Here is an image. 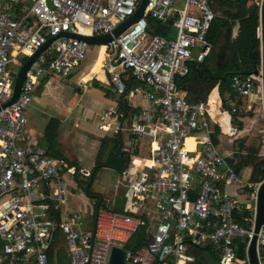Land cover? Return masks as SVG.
I'll use <instances>...</instances> for the list:
<instances>
[{"label":"built area","instance_id":"obj_1","mask_svg":"<svg viewBox=\"0 0 264 264\" xmlns=\"http://www.w3.org/2000/svg\"><path fill=\"white\" fill-rule=\"evenodd\" d=\"M251 1L259 10L260 30L264 0ZM140 3L0 0V264H109L114 247L125 249L124 264H194L192 249L205 246H211L217 264H250L249 241L246 259L237 256L235 243L250 240L252 231L236 221L235 213L254 210L255 218L260 183H245L227 160L233 153L223 154L211 136L215 125L228 137L240 133L233 116L252 111L254 98L263 102L262 76H233L236 94L226 97V109L223 99L219 104L230 119L227 131L213 118L209 99L187 97L177 82L213 51L208 37L216 16L212 0H149L143 17L105 45V71L134 110L112 107L101 114L98 127L150 138L145 165L129 182L125 211L99 209L94 225L83 226L84 214L67 205L68 178H86L91 171L51 156L27 133V109L40 79L68 76L86 59L90 43L62 34L112 33ZM151 18L172 21L177 33H149ZM49 38L54 39L29 66L17 100L3 107L14 94L11 72ZM137 94L148 101L146 107L132 105ZM189 137L194 149L187 147ZM230 187H251L248 202L242 205L227 191ZM142 227L150 234L147 244L128 249Z\"/></svg>","mask_w":264,"mask_h":264},{"label":"crops","instance_id":"obj_2","mask_svg":"<svg viewBox=\"0 0 264 264\" xmlns=\"http://www.w3.org/2000/svg\"><path fill=\"white\" fill-rule=\"evenodd\" d=\"M99 49L100 47L98 48V52ZM97 55L94 58V60L91 61V63H87L83 66H81L82 65L81 64L71 74H69L68 76H64L67 77L68 79H71L79 73L77 82L79 83L80 86L76 89L75 93L70 97V99L68 97H65L63 99L60 107L58 108L60 113L57 115L46 114L39 103L41 97L49 93L52 80L55 79L54 77L55 76H58V78H64V77L60 75L49 74V75H45L40 79L34 91V99H33V101H36L37 104H39V106L34 105L33 110L30 111V108L32 107V103H33L32 101L31 105L27 109L29 123L26 127L27 133L29 134L30 140L32 142L48 148L50 143H48V141L46 140L47 124L49 123V120L51 118L58 119L60 123L58 126L56 141L54 142L53 147H55L56 150L60 151L65 156L64 159H66L68 162H77L80 168H86L91 172H93V169L96 168L98 154L102 146L104 147L102 164H108V166L106 165L102 166L100 169H98L97 173L103 168L105 169L109 167L115 168L120 174L116 191L113 192L111 191L109 194L105 196L99 192L92 191L94 194L97 195V197H92L88 193V190L85 189H83L84 192L83 194L82 193L77 194L75 189L77 186H79L78 180H81L82 176L76 175L75 177L68 178L69 185H71V189L69 187L68 196H67V205L70 209L81 211L84 214L83 226L88 228L91 227L89 220L86 217L88 213L85 212V210L81 209L82 202L81 204L80 203L77 204L75 198L77 196L84 197L86 201L85 206L87 207L90 205L89 202V198H90L93 204L92 208L94 209L93 214H96V211L99 209H106V210L111 209L112 211H118V212L125 211L127 207L126 191L129 188V182L131 179H133L136 176V173L142 170V167L145 165L144 162L147 159L148 150H149V144H148L146 156L145 154H141L142 143L138 141V138L131 136V134H129L128 132H122L121 134L118 135L122 136V141L120 142L119 149L122 150L123 154H120L117 158H113L110 156V154L114 152V147L117 144L115 141L117 135L113 134L110 131L100 130L98 127L100 122L96 123V126H93V124L89 122H85L82 125L79 119L74 123V125H69L68 123H66L67 120L66 118H68V116L73 112L74 113L78 112L79 114H83L87 120H95L97 117L100 118L101 114L108 111L110 108L112 107L119 108V99L121 95L115 92L113 85L110 81V77L104 68V64L109 59L108 55L105 52L104 63H99L98 60L96 61ZM216 59L217 58L215 57V60ZM96 66L98 67L96 68ZM213 66L215 67L213 68L215 70L217 67L216 61H213ZM93 71L95 72L93 73ZM102 72H104L105 74H102ZM85 76H91V78L84 81L83 78ZM215 88L217 89V95L221 101L222 98L219 93L218 85L215 87H210L196 77L190 83V95L189 96L187 95L188 92L187 90L184 89L183 90L187 95V97L195 100L199 99L200 97H204L205 93L209 92V94L207 95V99H209V104H210V94ZM253 100H254L253 101L254 105L258 100L262 102L261 98L260 99L254 98ZM126 104L127 106H129V111H128L129 114L132 113L134 108L128 105V103ZM132 105H136L140 109L146 107L148 105V101L142 95L137 94L132 97ZM32 111L35 114H33ZM255 111L253 107L252 111H250L251 114L248 115L240 114L235 116L236 119L233 118L234 123L242 124V127H240L241 129L240 133L238 134V136H240V138H243L245 142L244 143L245 145L242 148L237 149L236 143L228 142L226 139L230 137L220 132V134L218 135V143L217 144H215L214 142L213 143L219 148V150L223 154L233 153L231 155V158H233L236 152L243 155H247V153L256 150L254 153L258 154L259 156H264V144L261 145L260 150H257L255 147L251 145L252 143H256V139H254V141L248 139L249 134L252 133L256 134L257 132L260 131V127L262 126V124H260L259 122L260 120V118H258L259 116L250 117V115L254 114L253 112ZM43 115L47 117L45 118L43 117ZM228 122L226 123L225 127L222 124L224 130L226 131L228 129ZM80 128L83 129L81 130V132H79ZM129 142H131V145H128ZM41 143H44V145H41ZM187 146L190 149H194L193 138L187 140ZM121 156H123L124 158L127 157L128 160L126 162L125 167L122 170H119L117 168L121 163L120 161ZM124 158L122 160H124ZM89 162H91V165H93L92 169L86 167L88 166ZM237 163H238V159L237 157H234V164ZM111 164L114 165V167H111ZM128 166L131 167V170L130 173H128V175L125 176L123 172L125 169H127ZM252 171H253L252 165H248L241 170L239 175L243 178V175L245 174L246 177H248V179L250 180ZM87 178L88 177H86L85 179ZM123 187L125 188L124 191H123ZM227 191L237 199L241 196L245 197L246 199L245 202L239 200L242 203V205L248 202V193L245 191V188L242 189L240 187H230L227 188ZM117 197H121L122 199L121 202L119 203L117 202V199H115ZM99 198L101 199V201H103V203L98 202ZM72 200L75 202L73 205L71 203ZM262 247L264 251L263 245L258 246V254L261 260V264H264V252L263 251L261 252ZM64 251L65 248L61 252L64 253ZM196 258H199L203 261L210 263L209 259H207L203 253L197 255Z\"/></svg>","mask_w":264,"mask_h":264},{"label":"trees","instance_id":"obj_3","mask_svg":"<svg viewBox=\"0 0 264 264\" xmlns=\"http://www.w3.org/2000/svg\"><path fill=\"white\" fill-rule=\"evenodd\" d=\"M220 17L218 14H216L213 25L211 27V30L208 34L209 39L213 42V51L208 56V58L199 64L198 66H193L191 72L188 75L181 76L177 78V82L179 87H181L184 90H187V95H190V83L191 81L196 77L200 79L202 82L206 83L210 87H215L218 85L219 87V93L221 98L224 100V109L227 108L226 104V97L229 95L231 98H233L236 94L235 88L233 85V76L235 74H241V75H247L252 72H254L261 64V39L259 38V27H260V17H259V10L256 5L253 3L247 6L246 16L243 22H239L240 28L238 32L239 39L243 38V49L241 48V52L237 54V50H233L230 42V37L228 38L227 44V50L229 52V59H226L224 61L220 60L219 58H222L221 53L215 54V48L217 41L219 39V36L221 35L222 28L220 25ZM234 23V22H233ZM233 26V25H232ZM232 26H229L226 28V30H230ZM149 33H158L164 36H172L173 28H172V21L168 22H161L160 20H157L155 18H151L149 21V27H148ZM241 34V36H240ZM239 43L237 44L238 47ZM240 51V46H239ZM214 54L219 57L215 60ZM212 60V61H211ZM213 61H216L217 67L215 68L213 66ZM42 88V86H41ZM209 92H206L204 97H200L199 99L207 100V95ZM119 108L123 110L124 112L129 111V106L124 101V97L120 96L119 99ZM234 119H236L235 116H233ZM238 121V120H236ZM59 120L56 118H51L49 120V123L46 127V140L48 141L49 147H48V153L51 156L59 157V158H65V156L58 150L53 147L54 142L56 141L57 132H58V126H59ZM239 126L242 127V124L239 123ZM220 134V127L214 126V132L212 133L211 139L212 141L217 144L218 143V135ZM116 145L114 147V152L110 154L111 157L117 158L120 154H123L122 150L119 149L120 142L122 141V136L117 135L115 138ZM104 153V147L102 146L96 162V168L93 169V172H91V175L84 180H78V185L83 187V189L88 190V193L92 197H97L96 194H94L91 191V185L93 183V180L95 178V174L97 173L98 169H100L102 166L108 164H102V156ZM234 157H237L238 163L234 164ZM233 158H228V162L230 165H232L235 170L240 173L241 170L248 165H252L253 171L252 175L250 177V183H260L264 180V156H259L258 154L254 152L247 153V155L240 154L238 152L235 153ZM120 157L121 163L119 164L118 168L119 170H122L128 158ZM72 164H75L78 168L80 166L77 162H70ZM111 167H114V165L111 164ZM98 202L103 203L101 199H98ZM235 219L237 222L242 224L247 230L252 231L253 229V219H254V212L249 209H243L241 212L235 213ZM149 232L146 231L145 227L140 228L128 241L127 248L132 249L134 251L139 250L143 246H145L150 239ZM249 238L245 240V242L236 241L235 245L238 246L237 249V256L241 259H246V248L248 244ZM192 253L197 257L199 254L207 253L215 262H217V257L214 251L212 250L211 246H205V247H197L192 249ZM194 264H211L209 262L203 261L199 258H196L193 262ZM217 264V263H216Z\"/></svg>","mask_w":264,"mask_h":264},{"label":"rangeland","instance_id":"obj_4","mask_svg":"<svg viewBox=\"0 0 264 264\" xmlns=\"http://www.w3.org/2000/svg\"><path fill=\"white\" fill-rule=\"evenodd\" d=\"M250 4H252L251 0H212L213 10L220 17L219 22H220V25H221V28L223 31V32H221V35L219 36V39L217 41L216 48H215V54L221 53V55H222V53H223V55L221 56L222 58H219L214 54L217 59L219 58L222 61L229 59V52L227 50V44H226L229 37H230L229 44L231 45L230 47H232L234 51L237 48L238 49V50L236 49L238 51L237 54H239L241 52V48L243 49V38L239 39V37H237L238 32H239V28H240V24L238 21L243 22V20L245 19V16H246L247 6ZM177 5L181 6L182 2L178 1ZM229 26H232V27L228 31V30H226V28ZM173 32H174L173 33L174 35H175V33H177V32H175L174 29H173ZM240 36H241V34H240ZM238 43H239V45L237 47ZM239 46H240V51H239ZM99 47H100V49L98 52ZM105 50H106V48L103 45L99 46L96 44H90L89 49L87 51L86 59L82 62L81 66H83L87 63H91V61H93L94 58L96 57L97 52H98V55H97L96 61L98 60L99 63H104V56L103 55L105 53ZM97 67L98 66H96V68ZM17 69L20 70L19 66H17ZM87 70H88V68H87ZM94 72L95 71H93V73ZM102 74H105V73L102 72ZM78 77H79V73L71 79H68L67 77H64V78H58V76L54 77L55 79L52 80L49 93H47L45 96L43 95L41 97V100L39 103L40 106H42L43 111L46 114L57 115L60 113L58 108L60 107L63 99L65 97H68L70 99V97L75 93L76 89L80 86L79 83L77 82ZM89 78H91V76H85L83 78V80L86 81ZM39 104H37L36 101H33L32 107L30 108V111L33 110L34 105L39 106ZM245 104H247L246 99H244V101L242 102V105L245 106ZM235 105L238 107L240 106V104L237 100L235 101ZM255 110H257V111H255ZM254 111H255V112H253L254 114L250 115V117H253V116L258 117L259 116L258 117V118H260L259 122H260V124H262V126L260 127V131L257 132L256 134H253V133L249 134L248 139L253 140V141H254V139H256V143H252L251 145L253 147H255L257 150H260L261 145L264 144L263 143L264 142V110H263L262 102L260 100H258L255 103ZM32 113L35 114L33 111H32ZM248 114H251V113L249 112ZM43 117L46 118L47 116L43 115ZM66 119H67L66 123H68L69 125H74V123L76 121H78V119L80 120L82 125L85 122H89V123L93 124V126H96V123L100 122L99 117H97L95 120H87L83 114H79L78 112L71 113L68 116V118H66ZM81 130H83V129L80 128L79 132H81ZM239 138H240V136L237 135L235 138L230 137V138H227L226 140L228 142L236 143V147H237V149H239L245 145L244 139L243 138L239 139ZM138 141H140L142 143L141 154H145V156H146V151L148 148L147 146L150 142V138L147 136H143V137H139ZM41 145H44V143H41ZM255 151L256 150H253L251 152H255ZM141 154H140V156H141ZM92 166L93 165H91V162H89L88 166H86V167H88L89 169H92ZM119 178H120V174L115 168H110V167L106 168V169L103 168L96 174L94 182L91 186V191L99 192L104 196L109 194L111 191L112 192L116 191ZM84 179L85 178L82 177V180H84ZM243 181L245 183H247L249 181L248 177H246L245 174L243 175ZM69 187L71 189V185H69ZM124 189L125 188L123 187V191H124ZM75 191L77 194H81V193L83 194L84 193L83 187H81V186H77ZM245 191L249 194L252 191V188L251 187L245 188ZM115 199H117L118 203L121 202V200H122L121 197H117ZM238 200L245 202L246 199H245V197L241 196L238 198ZM75 201L77 202V204H79V203L81 204V202H82L81 209L85 210V212L88 213L86 215V217L89 220L90 226L92 227L94 225V222H95V214H93L94 209L92 208L93 207L92 200L89 198L90 205L88 207L85 206L86 201H85L84 197L77 196L75 198ZM71 203L73 205L75 202L72 200ZM237 249H238V246L235 245L236 252H237ZM262 251H263V247L261 248V252ZM204 256L207 259H209L211 264H216L215 260H213L212 258L210 259L209 255L207 253H204ZM192 257H193V260L196 259V256L194 254H192Z\"/></svg>","mask_w":264,"mask_h":264},{"label":"water","instance_id":"obj_5","mask_svg":"<svg viewBox=\"0 0 264 264\" xmlns=\"http://www.w3.org/2000/svg\"><path fill=\"white\" fill-rule=\"evenodd\" d=\"M149 0H141V3L136 10V12L128 18L123 23L119 24L112 33L104 34V35H82V34H76V33H69L65 32L62 35L65 36H72L77 37L82 40L87 41L90 44H96V45H107L110 41L114 39V37H118L123 32L130 27L134 22L138 21L140 18L143 17L146 6L148 4ZM259 38L261 39V64L260 67H258L254 73L261 75L263 79V110H264V2L262 6V12H261V29L259 30ZM54 38H49L47 42L38 49L30 58H28L20 70L18 72H11L12 77H14L15 80V86H14V94L12 98L3 104V107H6L8 105H11L14 103L21 91V86L25 79V74L31 65V63L38 57V55L44 51L53 41ZM223 101V100H222ZM264 226V180L260 182V186L258 189V198H257V205H256V215L253 222V229L252 234L249 240V261L250 264H261L259 254H258V234L261 230V228ZM125 263V249L114 247L111 253L109 264H124Z\"/></svg>","mask_w":264,"mask_h":264},{"label":"bare ground","instance_id":"obj_6","mask_svg":"<svg viewBox=\"0 0 264 264\" xmlns=\"http://www.w3.org/2000/svg\"><path fill=\"white\" fill-rule=\"evenodd\" d=\"M103 46H105V45H103ZM105 48H106V46H105ZM105 52H106V50H105ZM103 56H105V53H104ZM220 102L221 101H220V99H219V97L217 95V89L215 88L212 91V93L210 94V107H211L210 111H211V114H212L213 118L216 119L217 121H221V123L225 127L226 123L229 120V116H228V114L226 112L220 111V109H219ZM190 139H191L190 137L187 138V140H190ZM187 140H186V143H187ZM194 148H195V142H194Z\"/></svg>","mask_w":264,"mask_h":264}]
</instances>
